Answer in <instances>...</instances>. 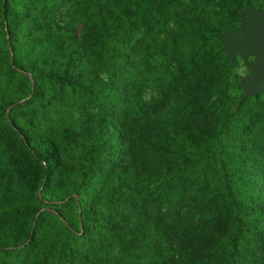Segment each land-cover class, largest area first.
<instances>
[{"label": "trees", "instance_id": "trees-1", "mask_svg": "<svg viewBox=\"0 0 264 264\" xmlns=\"http://www.w3.org/2000/svg\"><path fill=\"white\" fill-rule=\"evenodd\" d=\"M130 1L94 0V15L84 18L81 40L68 32L41 40L37 37L32 43L41 49L24 62L13 38L27 13L13 7L11 0H0L4 43L0 71L3 76L16 77L15 93L7 98L0 95V147L12 169L16 190L7 195L0 183V202L7 204L0 210V264H25L21 249L45 223L34 203L38 193L40 200L47 196L67 203L59 212L64 222L56 221L60 223L57 230L64 232L58 252L68 264H103L102 254L112 242L117 247L114 264H264L254 254L255 249L264 247V167L254 177L262 181L255 199L248 196L253 189H245L252 177L241 180L245 173L241 166L225 168L233 149L224 143L223 135L232 134L234 126L245 118L264 124V87L255 95L240 98L236 106V95L228 92L231 63L216 36L239 21L216 27L204 10L214 0H155L152 10V0L127 4ZM236 1L239 8L250 2ZM177 2L182 8L176 7L174 16L190 27L185 28L184 37H191L187 45L182 44L185 49L181 53L178 32L157 39L149 28L152 19L157 23L164 19L159 6ZM111 8L119 20L115 28L111 27ZM197 36L201 40L196 42ZM150 49L160 56L173 55L174 68L161 73L164 79L175 75L177 69L185 73L181 77L188 83L187 90L162 113L146 117V112H131L140 101L142 83L129 97L122 95L125 106L113 121L98 118L89 130L78 125L64 127L60 117L57 123L47 122L44 111L50 107L90 102L96 103L99 111L115 107L109 81L117 82L125 73L122 69L131 54H148ZM90 69L106 72L107 82L101 84ZM231 74L240 88L239 77ZM154 79L159 80L160 75ZM203 97H212V108L201 112ZM212 155L220 174L214 188L202 181L208 178L205 166L216 163ZM123 157L128 168L116 167L110 176L97 177L94 169L100 160L114 162ZM157 166L163 175L175 166L192 174L189 213L180 211L167 220L165 213L153 215L154 209L138 210L135 205L131 208L134 215L131 210L122 217L124 224L113 223L106 212H119L122 203L126 204L123 196L130 192L126 177L143 172L147 178L158 172ZM2 175L0 170V179ZM130 220L133 229H129ZM72 240L76 243L68 244ZM47 256L44 251L36 264H47Z\"/></svg>", "mask_w": 264, "mask_h": 264}, {"label": "rangeland", "instance_id": "rangeland-1", "mask_svg": "<svg viewBox=\"0 0 264 264\" xmlns=\"http://www.w3.org/2000/svg\"><path fill=\"white\" fill-rule=\"evenodd\" d=\"M146 1L147 0H131L127 4L144 3ZM11 3L13 7L18 8L22 13H27L21 27L17 30L13 38L14 43L18 45L19 55H21L20 59L24 62L26 58L31 57L41 49V45H34L32 43L35 42L37 37H40L41 40L49 38L55 33L68 32L76 40H81L85 34L84 18L88 14L94 15V0H11ZM151 3L152 4L149 6L150 10L154 8L153 3H155V0H152ZM104 5L106 6L105 3ZM181 5L182 3L177 2L173 5L159 6V11L163 13L162 17H164V19L158 23L155 18L152 19V24L149 27L157 39H164L169 33L178 32L180 34L176 40L177 43H179L178 53H181L185 49L182 44L187 45L191 41V37H184L187 33L185 28L190 29V27L181 23L176 18L178 17L177 15L174 16L176 7L177 9H181ZM246 5H250L254 9H262L264 8V0H250V2L245 3L242 8L238 7L236 0H214L212 3H207L204 10L209 13L208 15L215 23L216 27L218 25L222 27L230 20H238L239 22L236 25L238 26L242 10ZM110 11H112L110 19L113 21L111 22V27L115 28L118 26L119 20L115 16V9L111 8ZM131 14L134 13L131 12ZM62 29L64 30L62 31ZM219 29L220 28H217L215 32L219 31ZM232 29L233 28L227 29L217 34L216 39L221 46L223 45V52L227 60L231 63V73H235L239 77L238 82L240 88H237L235 78L231 73L228 74V92L231 95H236V106L239 98L245 95H255L261 88L254 94H247L249 89L255 86V81L260 73L257 75L254 72V50H250L247 55L241 56L235 52H230L226 44H224L222 34ZM2 40L3 38L0 33V65L3 63V51L1 50L4 48V43ZM193 40L197 42V40L200 41L201 38L197 36ZM176 55L180 57V54ZM139 57H141V60L137 63ZM173 61H175L173 60V55L167 57L163 55L160 56L158 52H152L151 49L148 54L135 52L131 54L125 62L124 68L122 69V71L125 70V73L121 75L119 80H117V82L113 80L109 81L108 92L114 97L110 100L115 103V107L109 110L106 108L103 111H99L98 105L92 102L79 106L70 105L68 108H63L61 106L55 109L54 107H50L47 111H44L46 113L47 122L57 123L55 120L60 117L64 127L78 125L80 129L89 130L94 126L98 118H103L107 122L113 121L116 113L125 106L122 95L126 93V97H129L131 91L142 83L140 101H138V104L134 107L135 109H132L131 112L135 113V110L143 111L146 112L144 113L146 117H149L155 112L162 113L172 101H176L180 97L183 89L187 90L188 83L185 84L184 79L181 77L185 76L182 70L174 69L175 75L168 77V79H164L163 74H161L174 68ZM130 64L134 65L130 66ZM89 71L94 75L97 74L96 78L101 84L107 82L106 72L102 69H90ZM156 75H160L159 80L154 79ZM188 80L191 87L195 88L193 80L191 81L189 78ZM15 81V76H3L0 71V95L7 98L9 95L15 93L13 85ZM211 100L212 97L208 99L203 97L202 100H200L201 112L208 111L212 108ZM111 101L109 103H111ZM141 104L144 106L140 107ZM136 135L137 134L133 137ZM151 139H154V137H151L150 140ZM223 140L224 143H228L233 149V154L225 160V168L230 169L235 165L241 166V170L245 171V173L240 176L242 178H239L244 180L248 177H252L250 186L245 189H253L252 193L248 194V196L251 199H255L261 190L260 184L262 181L260 177H257L260 181H256L254 177H256L259 169L264 167V124L260 121L245 118L241 123L234 126L232 134L223 135ZM129 153L130 148L127 154ZM211 159L216 160V163L205 166L208 172V178H204L202 181H208V185L214 188L219 182L220 174L216 170V168H218L216 156L212 155ZM125 161L126 157L114 162L100 160L94 172L97 177L110 176L116 167L128 168V165L124 164ZM149 168L152 169L153 164L149 166ZM157 168L158 172L151 173L150 175L147 174V178L144 177L143 172L137 177L136 175L131 178L126 177L127 185L130 188V192L123 196L126 204L122 203V208L119 212L110 210L106 212L107 217H109L113 223L124 224L125 220L122 217L131 210L134 215L135 213L131 208L135 205L138 210L145 209L149 211L151 208L154 209L155 212L153 215L165 213L167 220L168 217H172L173 214H179L180 211H184L186 215L189 213L191 210V199L188 197V191L191 188L190 180L192 174L185 168L175 166L172 167L166 175H163L161 174V167L157 166ZM150 169L147 172H149ZM0 170L3 174L0 183L4 184L5 192H7L6 194L14 195V191L16 190L13 183V172L6 160V153L1 147ZM244 185H246V181H244ZM41 197V194L38 193L34 203L40 208L39 212L45 223L43 226L34 230L31 243L22 247L21 259L25 264H36L42 256V253L48 251L47 264H68L67 260L58 252V243L63 238L64 232L57 230L60 223L56 221V219H59L61 222H64L60 218L59 212H62L67 203L65 199L49 200L47 196H45L44 200H40ZM4 204L3 201L0 202V210L6 208V201ZM134 218L135 217H133V219ZM131 222L130 220L129 229H133ZM74 243H76L75 240L68 241L70 245ZM75 247H77V244H75ZM116 249V244L113 242L106 245V251L102 254L103 264H114L113 258L116 255ZM18 252H20V250ZM83 253L87 254L88 251L83 250ZM254 254L264 261V247L255 249ZM137 264L148 263L139 262Z\"/></svg>", "mask_w": 264, "mask_h": 264}, {"label": "water", "instance_id": "water-1", "mask_svg": "<svg viewBox=\"0 0 264 264\" xmlns=\"http://www.w3.org/2000/svg\"><path fill=\"white\" fill-rule=\"evenodd\" d=\"M240 18L237 27L222 34V40L230 52L241 56L254 50L253 68L255 74H260L255 81V86L247 93L254 94L264 87V8L254 9L252 6L246 5Z\"/></svg>", "mask_w": 264, "mask_h": 264}]
</instances>
